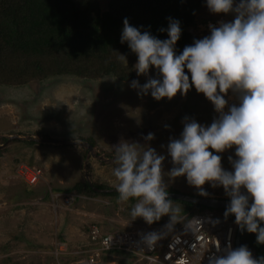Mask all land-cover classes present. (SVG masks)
Masks as SVG:
<instances>
[{
  "label": "rangeland",
  "instance_id": "obj_1",
  "mask_svg": "<svg viewBox=\"0 0 264 264\" xmlns=\"http://www.w3.org/2000/svg\"><path fill=\"white\" fill-rule=\"evenodd\" d=\"M99 1L101 9L107 10L110 0ZM233 18L234 13L210 12L204 0L190 31L200 39L210 34V24L218 26L219 22ZM136 61H131L132 77L128 79L115 75L89 78L60 74L18 84L0 83V264H75L86 256L81 251L88 245V230L95 222L105 231L122 230L131 224L164 227L168 223L167 215L151 225L143 218L132 220L131 199L124 202L118 196L66 191L87 177L115 187L119 183L113 175L117 167L115 145L121 141L138 143L140 151L152 147L165 156V189L203 196L187 183L185 176H168L174 165L167 144L170 139L179 138L184 117L209 125L218 114L212 102L194 87L186 95L178 92L170 100L165 97L158 101L150 93L138 94V89L130 87L133 79L142 85L149 76L158 75L153 67L148 76H137L133 67ZM226 99L229 104L237 102L231 93ZM149 132L154 133V138L146 141L144 137ZM16 134L92 140L94 151L107 159H87L88 150L81 146L25 138L6 143L9 136ZM234 149L235 146L219 153L227 170H231L228 157L235 158ZM24 163L41 168L43 174L37 184H28L20 176L19 166ZM202 187L209 193L204 197L230 199L222 186L214 188L206 182ZM173 205L180 207L182 219L184 205ZM101 259L107 264L133 262L122 253L103 254Z\"/></svg>",
  "mask_w": 264,
  "mask_h": 264
},
{
  "label": "clouds",
  "instance_id": "obj_2",
  "mask_svg": "<svg viewBox=\"0 0 264 264\" xmlns=\"http://www.w3.org/2000/svg\"><path fill=\"white\" fill-rule=\"evenodd\" d=\"M206 6L215 14L234 13V18L218 26L210 24L209 35L195 39L179 53L176 43L182 28L178 19L169 17L167 28L159 29L167 32L166 39L142 32L124 19L120 42H127L136 54L137 76H148L153 67L158 75L149 76L142 85L133 79L130 87L158 101L170 100L178 92L186 95L194 87L212 102L218 115L209 125L184 117L179 138L170 139L167 153L174 167L167 174L185 176L203 196L209 194L202 187L206 182L214 188L222 186L230 197L224 217L234 215L241 232L255 233L256 242L264 244V0H206ZM117 59L127 62L124 54ZM229 93L236 103L229 104ZM153 138L152 132L144 137L146 141ZM137 144L121 141L115 145L118 199L136 200L130 208L132 220L143 218L151 225L167 215L164 227L171 231L181 219V209L165 190V156L152 147L140 151ZM233 146L235 158L228 157L231 170H227L219 153ZM162 235L151 231L141 236V242L151 248ZM215 249L207 264H264V256L254 257L247 245L233 248L228 243L221 249L218 242Z\"/></svg>",
  "mask_w": 264,
  "mask_h": 264
},
{
  "label": "trees",
  "instance_id": "obj_3",
  "mask_svg": "<svg viewBox=\"0 0 264 264\" xmlns=\"http://www.w3.org/2000/svg\"><path fill=\"white\" fill-rule=\"evenodd\" d=\"M203 1L110 0L108 9L103 11L99 0H0V83L18 84L60 74L131 78V61L137 56L127 42H120L124 19L160 39L167 38V32L159 29L167 28L168 18L178 19L182 28L176 43L179 53L196 39L190 28L195 25ZM121 54L127 62L117 59ZM93 184L111 188L95 181ZM72 190L87 195L119 196L118 192L93 190L85 178L66 191ZM173 202L184 205L186 217L206 210L224 217L223 208L175 199ZM227 218L235 219L234 215ZM240 245L264 253V244L256 242L255 233L243 231Z\"/></svg>",
  "mask_w": 264,
  "mask_h": 264
},
{
  "label": "built area",
  "instance_id": "obj_4",
  "mask_svg": "<svg viewBox=\"0 0 264 264\" xmlns=\"http://www.w3.org/2000/svg\"><path fill=\"white\" fill-rule=\"evenodd\" d=\"M19 173L31 185L42 178L39 167L26 163L19 166ZM219 221L218 223L215 221ZM235 219L219 216L210 210L184 216L169 232L165 227H137L134 224L122 230L105 231L99 223H93L88 230L86 256L75 264H104L101 257L108 253H122L131 257V264H207V257L215 253V244L224 249L228 243L236 244L239 227ZM187 225V227H185ZM151 231L163 233L153 247L141 242V236ZM241 244V241H240ZM240 246V245H239ZM62 250V244L59 245ZM254 257L264 256L255 248H250Z\"/></svg>",
  "mask_w": 264,
  "mask_h": 264
},
{
  "label": "water",
  "instance_id": "obj_5",
  "mask_svg": "<svg viewBox=\"0 0 264 264\" xmlns=\"http://www.w3.org/2000/svg\"><path fill=\"white\" fill-rule=\"evenodd\" d=\"M20 138H25L32 141L37 142H47V143H53V144H61V145H67V146H81L88 150L87 152V159H89L91 156L93 157H99L100 159H107L104 155H101L94 151V145L86 140H70V139H57V138H36L34 136H21V135H11L7 138L6 143H9L10 141L17 140ZM5 143V144H6ZM87 180L92 187L93 190L97 192H117L115 190V187L111 188H99L93 184V181L87 177ZM169 197L171 199L183 201V202H189L193 204H199L204 205L209 208H223L225 209L228 203L230 202V199L228 198H218V197H204V196H197L181 191H168ZM243 232H241L240 229L237 231V237H236V244L239 246L241 241V235ZM262 256V254H259Z\"/></svg>",
  "mask_w": 264,
  "mask_h": 264
},
{
  "label": "bare ground",
  "instance_id": "obj_6",
  "mask_svg": "<svg viewBox=\"0 0 264 264\" xmlns=\"http://www.w3.org/2000/svg\"><path fill=\"white\" fill-rule=\"evenodd\" d=\"M104 264H107V263H104Z\"/></svg>",
  "mask_w": 264,
  "mask_h": 264
}]
</instances>
